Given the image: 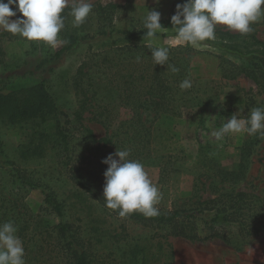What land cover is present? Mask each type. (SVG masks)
<instances>
[{
    "label": "rangeland",
    "instance_id": "374dc122",
    "mask_svg": "<svg viewBox=\"0 0 264 264\" xmlns=\"http://www.w3.org/2000/svg\"><path fill=\"white\" fill-rule=\"evenodd\" d=\"M90 2L92 11L79 27L73 26V18L68 14L70 10L64 14V30L75 34L79 40L59 59H52L51 56L63 42L53 48L43 41H29L20 35L0 30V83L13 76L9 87H21L44 78L59 109L72 119L80 98L73 79L88 55L100 63L105 56L112 58L119 54L138 58L143 53L146 56L144 60L154 63L147 45L168 47V60L180 59L178 61L184 72L187 69L191 73L195 88L191 93L194 99L179 104L180 116L163 115L153 123L157 128L153 151L164 157L146 159L141 163L161 194L155 206L159 211L169 212L179 206L187 208L194 202L217 198L222 193L232 191L253 193L264 200V136L229 133L223 140L217 141L212 135L232 115L243 119L251 109L264 108V94L248 77L239 75L225 78L221 75L222 58L237 64L242 61L205 44L192 47L175 43L176 30L171 17L176 12V5L183 4L185 0ZM111 4L115 7H109ZM11 7L15 9L16 6ZM149 9L161 14L162 27L158 35L137 40L99 39L111 30L146 32L143 18ZM19 16L22 14L17 12V16L10 19ZM262 18L251 24L252 31L243 36L245 40L242 46L252 44L251 36L264 41ZM215 29L239 33L225 25H217ZM59 39L63 41L61 33ZM43 60H48L47 64L36 69V65ZM29 69L35 70V76L23 75ZM96 74L94 76L98 81L104 77L99 78ZM92 111L86 109L81 119L83 128L91 131L92 138L85 137L86 132L81 130L78 123L70 122V128L77 126L79 129L76 127L74 131L76 133L69 143V150L65 153L57 150V143L50 139L45 152L37 157L25 158L21 155V147L28 140L31 126L0 120V151L7 161L0 162V223L24 219L25 214L30 226L37 230L58 221L44 202V188L61 203L65 220L81 225L85 235H88L90 226H101L119 232L121 247L127 242L145 246L144 255L140 253L129 262L132 253L128 247L117 250L111 244L102 245L99 251L102 264H264V228L257 234L245 235V232L230 224L218 228L221 237L204 239L209 230L204 220L197 218L195 228L201 239L163 237L162 230L118 217L91 198L85 189L71 179L70 172L83 175L102 192L103 173L108 167L102 160L116 152L112 143H105L103 139H109L112 132H117L119 123L132 116L130 110L116 103L111 115L114 118L113 126L108 127L94 119ZM152 117L153 114L148 120L151 121ZM60 119L64 117L60 116ZM53 123L54 120H50L45 125L48 130L53 131ZM66 162L69 163L68 167ZM230 172L233 174L228 175ZM19 176L32 180L38 188L25 186ZM188 199H191L189 203ZM3 212L6 215L2 217ZM89 234L100 236L93 234V231Z\"/></svg>",
    "mask_w": 264,
    "mask_h": 264
},
{
    "label": "trees",
    "instance_id": "16d2710c",
    "mask_svg": "<svg viewBox=\"0 0 264 264\" xmlns=\"http://www.w3.org/2000/svg\"><path fill=\"white\" fill-rule=\"evenodd\" d=\"M109 7H115V5L111 4ZM69 10L70 8L64 9L62 15L64 16ZM262 19L264 21V16ZM60 33L63 45L54 52L52 59L61 58L62 54L70 51L79 40L78 36L64 29ZM145 33L111 30L103 34L104 38L99 39L137 40L148 37ZM243 36L246 35L215 29L216 38L205 40L201 44L214 47L241 60L242 62L237 64L222 58L221 75L225 78L245 75L255 83L259 92L264 94V41L251 36L252 44L242 46L245 40ZM134 57L127 58L119 54L112 58L105 56L99 63L98 60L88 55L78 67L73 79L76 94L80 98L78 109L72 113V119L59 109L44 78L21 87H9L13 76H8L6 81L1 80L0 120L32 128L28 133L26 144L21 147V155L25 158L41 156L50 139L57 143V150L67 152L77 127L70 128V122H75L76 125L78 123L81 130L86 132L85 137L92 138L91 131L83 128L82 113L86 109L93 110L91 113L94 119L111 127L113 126L112 119H114L111 116L112 111L116 103H119L130 110L132 116L120 122L117 132H112L109 139L104 138V142L112 143L116 150H129V159L140 163L146 159L156 160L164 157L153 151L152 145L157 131L153 123L155 119L163 115H181L179 104L194 99L191 96L195 88L194 79L191 78L192 75L187 69L184 72L182 64L178 61L179 58L167 62L179 69L174 73L167 65H154L147 59L144 60L146 56L143 53L140 54L139 60ZM47 61L43 60L38 63L36 69L47 64ZM182 62L185 63V61ZM187 67H189L188 64ZM35 73L34 69H29L23 75L32 77ZM95 73H98L96 75H99V78L104 76L102 80L98 81V78L94 76ZM184 79L191 81V88L182 90L179 87ZM152 114L153 117L149 121L148 118ZM60 116L64 119L61 120ZM50 120L55 122L52 124L53 131L45 126ZM0 162H7L4 156H1V151ZM66 166H69L68 162ZM102 167L106 166L102 165ZM231 174L233 173H228V175ZM70 177L99 205L120 217L119 210H112L105 206L103 191L97 190L94 182L85 179L81 174L75 175L72 172H70ZM19 179L25 186L38 188L32 180H26L20 176ZM42 193L45 196L44 202L47 208L58 217V221L36 230L30 226L25 214L24 219L16 218L14 224L18 229L16 234L25 249V264H102L99 261L100 247L108 246V244L117 250L128 247L129 252L132 253L129 262L136 259L140 253L144 255V245L127 242L121 247L119 232L115 229L94 225L90 226L87 231L88 235H85L81 225L65 220L63 207L53 193L44 188H42ZM190 201L191 199H188V203ZM1 215L5 216L6 212ZM29 218L34 219L32 216ZM121 218L162 230L163 237L182 236L188 239H201L195 228L197 218H202L209 230V234L205 235L204 239L221 237L218 228L230 224L235 225L241 232H245V235H252L261 232L264 228V200L253 193L232 191L222 193L217 198L194 202L187 208L179 206L173 211H159V215L155 217H145L139 212H132ZM90 231L100 236L89 234Z\"/></svg>",
    "mask_w": 264,
    "mask_h": 264
},
{
    "label": "clouds",
    "instance_id": "9594fccd",
    "mask_svg": "<svg viewBox=\"0 0 264 264\" xmlns=\"http://www.w3.org/2000/svg\"><path fill=\"white\" fill-rule=\"evenodd\" d=\"M15 5V9L13 6ZM70 8L73 26L79 27L91 13L90 0H0V30L20 35L29 41H43L55 48L59 43V33L65 27L64 9ZM17 12L22 16H17ZM264 16V0H185L176 5L171 23L176 30L175 43L199 47L205 40H214L217 25H225L229 30L246 35L252 31L251 24ZM160 12L150 10L143 18L146 35L153 37L161 29ZM151 50L154 65H167L172 72L179 69L169 65L168 47H153ZM139 60V57L137 58ZM189 79H184L179 87L191 88ZM229 133L264 136V108L250 110L246 118L232 115L222 126L212 132L217 141ZM129 150H116L102 160L108 167L103 173V199L105 206L119 210L125 217L139 212L145 217L159 215L155 206L161 199L158 187L150 180L142 163L129 159ZM118 157V159H117ZM13 221L0 223V264H25V249L16 234Z\"/></svg>",
    "mask_w": 264,
    "mask_h": 264
}]
</instances>
